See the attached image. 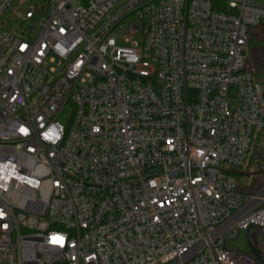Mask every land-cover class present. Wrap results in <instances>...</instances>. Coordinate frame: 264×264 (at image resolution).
Wrapping results in <instances>:
<instances>
[{
	"label": "built area",
	"instance_id": "built-area-1",
	"mask_svg": "<svg viewBox=\"0 0 264 264\" xmlns=\"http://www.w3.org/2000/svg\"><path fill=\"white\" fill-rule=\"evenodd\" d=\"M262 23L264 0H0V264H254L228 241L264 228V180L233 175L264 173Z\"/></svg>",
	"mask_w": 264,
	"mask_h": 264
},
{
	"label": "rangeland",
	"instance_id": "rangeland-1",
	"mask_svg": "<svg viewBox=\"0 0 264 264\" xmlns=\"http://www.w3.org/2000/svg\"><path fill=\"white\" fill-rule=\"evenodd\" d=\"M16 6L17 5L14 3L9 10L4 13L3 19L15 11ZM25 8L26 7L24 5L20 7L19 10L21 11ZM22 25L26 24L23 23ZM129 31V28H127L125 31L118 32L117 43L121 46H131L132 44H135L141 47L143 43V33L141 31H136L131 34H126ZM34 32L38 33V29H35ZM126 38H128V41H126ZM262 40H264V24L253 29L250 42V66L256 72V78L264 82V46L262 44ZM68 116L69 110L65 112L63 119L64 123L66 122ZM256 173V175H252V173L246 174V178H242L243 184H247L248 182H251V184H259L262 182L264 180V173H261V171ZM252 237L254 240L255 236L253 235ZM228 246L235 250H246V232L240 231L239 235L235 239H230L228 241Z\"/></svg>",
	"mask_w": 264,
	"mask_h": 264
},
{
	"label": "flooded vegetation",
	"instance_id": "flooded-vegetation-1",
	"mask_svg": "<svg viewBox=\"0 0 264 264\" xmlns=\"http://www.w3.org/2000/svg\"><path fill=\"white\" fill-rule=\"evenodd\" d=\"M246 232V231H245ZM255 236V239L253 240L252 236ZM261 236L259 237L258 234L255 231H252L250 234V241L247 238V232H246V250H243L247 253H249L253 260H254V264H264L259 258L258 255L260 257H262L264 259V229H261ZM251 245L254 247L256 253H254L251 250Z\"/></svg>",
	"mask_w": 264,
	"mask_h": 264
},
{
	"label": "trees",
	"instance_id": "trees-1",
	"mask_svg": "<svg viewBox=\"0 0 264 264\" xmlns=\"http://www.w3.org/2000/svg\"><path fill=\"white\" fill-rule=\"evenodd\" d=\"M262 24H264V23H262ZM262 44L264 46V40H262ZM249 68L254 74H256L254 69L250 66V57H249ZM260 168H261L260 162H252L251 165L249 166V168H247L244 171H240V170L233 171V175H235V177L237 178L240 186H244L245 184H243L242 178H246L245 175L250 174V173H252V175H256L257 174L256 172L261 171ZM252 186H253V189H255L258 186V184H253Z\"/></svg>",
	"mask_w": 264,
	"mask_h": 264
},
{
	"label": "water",
	"instance_id": "water-1",
	"mask_svg": "<svg viewBox=\"0 0 264 264\" xmlns=\"http://www.w3.org/2000/svg\"><path fill=\"white\" fill-rule=\"evenodd\" d=\"M252 231H255V232L258 234L259 237H262V236H261V228H259V227L256 226V225H253V226L249 227V228L246 230V232H247V238H248L249 241H250V234H251ZM251 250H252L254 253H256V251H255V249H254V247H253L252 245H251ZM258 258L264 263V259H263L262 257H260V256L258 255Z\"/></svg>",
	"mask_w": 264,
	"mask_h": 264
}]
</instances>
